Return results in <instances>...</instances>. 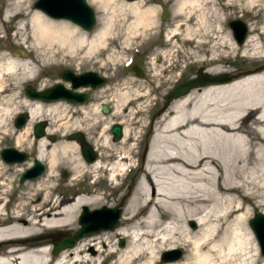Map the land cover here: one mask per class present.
<instances>
[{
    "label": "bare ground",
    "instance_id": "1",
    "mask_svg": "<svg viewBox=\"0 0 264 264\" xmlns=\"http://www.w3.org/2000/svg\"><path fill=\"white\" fill-rule=\"evenodd\" d=\"M31 1L8 0L7 9L0 13V36L13 28L16 44L48 57L71 55L78 49L83 56H98L108 38L116 41L112 17H100L99 24L87 32L70 20L51 18L39 9L32 11ZM92 1L103 9L101 1ZM117 11L122 21L132 18V28L144 22L156 27L150 18L153 8L141 9L137 2L122 0ZM177 13L180 21L166 31L163 45L152 53L148 84L125 82L109 94L105 83L92 89L93 98L88 100V96L76 104L79 107L19 94L24 78L35 79L37 62L28 56L0 54V129L5 130L10 106L18 104L25 106L27 122L48 121L45 136L35 139V159H48V167L42 175L25 180L29 184L22 187L41 190L42 196L5 200L3 193L11 194V183L0 182V264H264L257 239L248 227L255 207H262L264 213V65L257 60L238 69L219 64L223 50L238 46L230 47L222 37L215 0H179ZM250 41L247 36L239 45L243 56L252 55ZM180 42L190 45V51H182L177 46ZM182 63L184 70L176 73ZM191 65L227 79L193 86L163 106L152 97L159 90H171ZM99 93V100L109 96L115 104L114 118L98 133L95 161H85L73 139L62 145L47 141L57 130L51 123L64 121L68 116H63L64 111L76 109L86 113L85 133L92 139L89 131L100 122L97 117L103 112L97 105V113L91 117L87 111L91 105L87 104ZM114 119L125 124L118 141L111 139ZM147 132L150 139L144 157L134 164L141 133ZM19 142L20 136L16 137L17 146ZM70 153L71 179L82 173L88 180L106 177L112 191H121L123 208L115 228L82 237L55 255L51 240L35 238L39 233L55 229L71 232L76 223L80 226L76 217L83 206H111L107 191L91 189V179L86 194L64 198L48 193L59 156ZM13 164L16 171L24 169L19 168L21 162ZM30 165L24 163L25 168ZM129 174L136 181L125 190ZM121 240L123 245L118 243ZM172 249L182 251L181 256L162 261V254Z\"/></svg>",
    "mask_w": 264,
    "mask_h": 264
},
{
    "label": "rangeland",
    "instance_id": "2",
    "mask_svg": "<svg viewBox=\"0 0 264 264\" xmlns=\"http://www.w3.org/2000/svg\"><path fill=\"white\" fill-rule=\"evenodd\" d=\"M36 0L31 1V9L32 11L38 10L33 7V4ZM103 5V9H98L96 3L92 0H87V3L94 9L97 22L96 26L99 24V18L103 17L105 20H108L112 17L113 28L115 33L117 34L116 41L112 42V39L107 40V45L105 46V50L101 52L98 56L89 55L83 56V52L80 49L76 50L74 54L71 55H58L55 57H48L43 55L44 52H30L28 51L24 45L16 44V41L13 39V34L15 30L13 28L9 29L7 32L2 31L0 36V54H8L12 56L25 57L28 56L29 59L35 60L36 66H34V78H24L18 87V93L22 96H26L25 88L27 85L31 86L35 90H38L39 85L42 88L49 87L55 83H63L57 75L58 71L62 68L69 69H79L85 70L87 68L97 71L102 77H105L107 82L105 85L107 92L111 94L112 91H115L117 87H122L125 82H132V84L139 83H147V79L149 78L148 70L150 68L149 62L151 61L153 55L152 53L155 51L157 47H160L164 43L165 34L167 30H170L173 25H175L178 21H180L179 14L177 13V8L179 6V0H134L128 1L123 0L124 2H137L141 9L145 8H153L154 12L151 14V22H154L155 28L149 27L145 22L142 25H139L135 28H132L130 25L132 22V18H128L125 20H121L123 17L120 15V12L117 11L118 5L122 0H99ZM217 3V7L220 10V18L219 22L221 24V34L222 37L227 41L230 47L235 45L238 48L235 49H225L223 50L220 65L223 68L230 69H238L248 64H251L254 60H257V63L264 65V0H215ZM8 0H0V13L5 12L7 9ZM127 9V8H126ZM168 12V16L165 20H162L163 11ZM40 11V10H39ZM41 12V11H40ZM240 19L247 23L249 27L248 38H251L250 44L254 49H251L252 55L243 56L240 46L237 45L235 40L232 37L231 30L229 29L227 23L229 20ZM64 20V19H63ZM16 22L18 19L15 20ZM115 21V22H114ZM102 22V21H100ZM72 23V22H71ZM78 26V25H77ZM79 27V26H78ZM80 28V27H79ZM81 29V28H80ZM83 30V29H82ZM86 31V30H84ZM88 32V31H87ZM11 43H15V45L11 46ZM177 46H181L180 49L182 51H190V45L187 43L180 42ZM19 52L25 53L17 54ZM110 56V58H109ZM158 59V58H157ZM262 59V60H261ZM156 61V60H155ZM137 64L142 71V77H138L132 70V65ZM182 67L176 71V73H180L184 70L185 63L181 64ZM199 68H203V66L191 65L185 69V73L183 77L177 82L174 86L180 84V82H184L192 77L197 76V70ZM204 69V68H203ZM69 84V83H68ZM173 87V88H174ZM160 92L158 95L153 94V98L157 97L159 101H162V106L164 105L165 96L172 90H167ZM101 94L94 96V99L87 104L91 105L87 111L88 114L95 116L97 113L95 107L98 105L101 110L103 104L109 107L110 112L108 114L98 115L97 120L100 122L90 130L89 135L92 139L88 140V134H86V113L81 112L80 110L76 111H64V115L67 118L64 121H54L51 123V127L57 129L55 132L49 134L48 136H55V141L52 142L48 139L52 145H62L65 142H68V137L66 135L73 132L83 133L87 143L93 148L97 142L100 141L98 137V133L101 131L102 127L105 126V123L110 122V118L113 117L111 114L113 111L114 101H111L109 96H106L105 99H100ZM1 107V106H0ZM25 106L22 104L10 106L9 113H7L6 125L4 124L5 130L0 129V150L2 148L7 147H15L19 150L27 152L30 156V159H27L24 162H21V166L24 168L22 171H16V166H8L6 164H1L3 162L0 161V182L2 180H6L11 183L12 192L10 195L3 193V198L5 200L14 201L18 197L26 198L32 200H37L42 196L43 191L34 189L31 186H27V189H22V187L29 184V181L20 182V174L25 170L24 163L27 165L33 162L36 156V144L35 138L32 134V127L38 121L35 119L33 121H29L25 124L23 128H16L14 126V120L17 114L24 112ZM26 112V111H25ZM63 113V112H62ZM101 113V112H100ZM153 111H151L148 115H152ZM114 118V117H113ZM45 120V119H39ZM85 120V121H84ZM95 120V119H94ZM47 121V120H46ZM77 121L78 123H76ZM114 123H118V119H114ZM48 125V121H47ZM121 125V124H120ZM123 125V126H122ZM121 126L124 127L125 124ZM47 128V126L45 127ZM111 129V128H110ZM145 130V129H144ZM142 130V131H144ZM108 134V131H107ZM104 135V133H103ZM20 136V142L17 146L16 137ZM66 136V137H65ZM112 139V135H111ZM150 139V133H141L140 143L137 149H135V156L133 158V163L138 164L141 162L144 154L146 152V147ZM75 141V140H74ZM76 142V141H75ZM96 152V151H95ZM72 155V156H71ZM76 158V156H74ZM73 154H67L65 156H59V162L56 163L55 167V176L53 177L51 182L53 184L51 190H48V193L52 192V195H60L64 198H71L74 194L79 192L80 194H86L88 191L87 187L89 185V181L87 178H84V173L78 175L77 177L71 179L70 168L72 166ZM46 164V169L48 167V159L41 161ZM23 164V165H22ZM32 164V163H31ZM66 172V175H63L62 172ZM94 181L90 187L92 190L96 191H107L110 195V207H116L121 203V195L120 190H113L111 184L106 180V177L91 179ZM136 181V177L133 174H129L127 179L125 180L123 188L126 190L130 184H134ZM0 183V184H1ZM71 184V185H70ZM49 193V194H50ZM94 206H91L89 209H95ZM109 207V206H108ZM262 207L256 208L255 211L252 212L251 217L256 211H260ZM81 212V209L77 212V218ZM122 214V212H121ZM121 216V215H120ZM120 218V217H119ZM249 218V219H250ZM77 227V223L75 224ZM248 225V222H247ZM249 227V225H248ZM79 229V228H78ZM51 231V230H45ZM119 243V242H118ZM182 254V251H181ZM161 256V255H160ZM261 256V255H260ZM264 257V256H261ZM106 262V261H105Z\"/></svg>",
    "mask_w": 264,
    "mask_h": 264
},
{
    "label": "water",
    "instance_id": "3",
    "mask_svg": "<svg viewBox=\"0 0 264 264\" xmlns=\"http://www.w3.org/2000/svg\"><path fill=\"white\" fill-rule=\"evenodd\" d=\"M134 1V0H128ZM33 7L43 11L46 15L55 19H67L77 24L81 29L90 31L95 27L96 14L94 9L87 3V0H36ZM168 16V12L165 10L162 13V20H165ZM231 30L232 37L237 45H242L247 36L249 27L246 22L240 19L229 20L227 23ZM17 54H23L19 52ZM132 70L136 76L142 77V71L137 64L132 66ZM63 82L70 83V87H66L63 83H55L54 85L42 90H35L31 86L27 85L25 88V94L32 99H38L43 102H53L56 100L66 101L68 103L81 104L88 99V94L83 92H77L74 89L81 86L89 87L91 89L97 88L107 82L105 77H101L94 72L74 73L70 70H63L59 73ZM219 76L210 75L202 71L197 70V76L188 79L180 83L177 87L171 90L166 96V102L170 99L177 97L185 93L189 88L209 83L211 81L218 80ZM227 78L220 77L218 81H224ZM102 112L108 114L109 108L105 105L102 107ZM29 115L27 112L19 113L15 120L14 126L16 128H23ZM47 126L46 120H38L32 127L33 137L39 139L46 134L45 127ZM112 140L118 141L122 136V126L115 123L110 129ZM50 141H55V136L48 138ZM68 139L75 140L80 148L81 152L87 162H92L96 158V153L92 147L87 143L83 133H73L68 136ZM1 160L6 164H13L23 162L27 158V153L15 148L7 147L3 148L0 152ZM45 165L38 159L33 161L32 166L26 168L20 176V182H24L27 179H34L43 173ZM121 214V205L116 207L102 206L97 209L89 210L87 206H83L78 217V222L81 228L73 235H68L60 240L55 241V247L53 252L59 251L73 246L77 240L92 233H95L102 229H113L117 226L119 217ZM193 226L194 223L191 222ZM249 226L257 239L261 256H264V213L256 211L252 218L249 220ZM120 245H123V241H120ZM181 256V251L178 249H172L165 251L162 256V261L176 260Z\"/></svg>",
    "mask_w": 264,
    "mask_h": 264
},
{
    "label": "flooded vegetation",
    "instance_id": "4",
    "mask_svg": "<svg viewBox=\"0 0 264 264\" xmlns=\"http://www.w3.org/2000/svg\"><path fill=\"white\" fill-rule=\"evenodd\" d=\"M63 70H65V68H62V69H60L59 71H58V73H57V75H58V77L60 78V76H59V73L61 72V71H63ZM66 70H70V71H72V72H74V73H85V72H90V71H93L94 73H97V71H95V70H92V69H89V68H87V69H85V70H79V69H69V68H66ZM98 74V73H97ZM98 75H100V74H98ZM62 80V79H61ZM65 86H67V87H70V84H68V83H65L64 84ZM77 92H83V93H87L88 94V96H89V99L88 100H91L92 98H93V90L92 89H90L89 87L87 88V89H84V90H77ZM71 105H73V106H76V107H79L80 105H76V104H71ZM83 105V104H82ZM85 137V136H84ZM3 149V148H2ZM2 149L0 150V152L2 151ZM25 153H27V152H25ZM96 153V152H95ZM81 157L86 161V159L84 158V156H83V154H82V152H81ZM96 158H97V153H96ZM95 158V159H96ZM27 159H30V156L28 155V153H27V158H26V160ZM34 160H35V158H34ZM33 160V161H34ZM0 161H1V159H0ZM2 162V161H1ZM31 163H33V162H31ZM30 163V164H31ZM44 164V163H43ZM7 165V164H6ZM13 165H15V164H10V165H8V166H13ZM44 165H46V164H44ZM27 168V167H26ZM46 170V166H45V168H44V171ZM44 171H43V173H44ZM42 173V174H43ZM63 173V175H66V172H62ZM41 174V175H42ZM78 194H80L79 192H77L76 194H74L72 197H74V196H76V195H78ZM77 220H78V218H77ZM80 226H78V224H77V227L74 229V230H72L71 232H68L66 229H55V230H51V231H46V232H41V233H39L35 238H38V239H40V238H47V239H49V240H51V243H50V246H51V248H52V252H53V250H54V247H55V241H57V240H60V239H62V238H64V237H66V236H68V235H73V234H75V232L78 230V228H79ZM77 242H78V240H77ZM76 244V243H75ZM74 244V245H75ZM62 251V250H61ZM61 251H59L58 253H60ZM54 253V252H53ZM58 253H54L55 255L56 254H58ZM104 264H106V262H104Z\"/></svg>",
    "mask_w": 264,
    "mask_h": 264
}]
</instances>
